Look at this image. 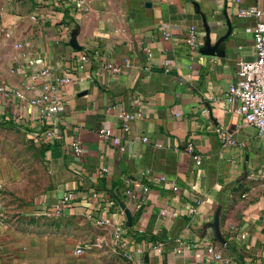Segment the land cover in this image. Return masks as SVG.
Returning <instances> with one entry per match:
<instances>
[{
  "label": "crops",
  "instance_id": "0c3cea01",
  "mask_svg": "<svg viewBox=\"0 0 264 264\" xmlns=\"http://www.w3.org/2000/svg\"><path fill=\"white\" fill-rule=\"evenodd\" d=\"M1 2V124L35 137L41 124L29 100L69 73L83 79L58 90L55 140H36L51 179L46 210L57 213L54 206L73 191L74 200L61 213L83 216L113 239L126 220L119 202L127 200L122 191L132 180L142 208H127L132 226L125 225L121 239L133 264H264V137L225 98L239 64L255 58L252 36L244 31L252 21L238 18L237 9L257 7L264 20V0ZM163 24L170 40L161 35ZM190 26L198 30L195 46L185 43ZM95 51L97 58L79 70L81 55ZM108 64L122 71L107 72ZM43 70L47 76H39ZM114 106L139 115L126 133ZM102 128L120 138L124 151L100 139ZM217 128L235 144L222 143ZM74 138L83 149L80 159L70 148ZM188 143L201 156L199 168ZM159 175L178 191L161 184ZM196 201L195 214L188 215ZM218 208L225 245L210 227ZM210 247L220 261L207 254Z\"/></svg>",
  "mask_w": 264,
  "mask_h": 264
},
{
  "label": "rangeland",
  "instance_id": "374dc122",
  "mask_svg": "<svg viewBox=\"0 0 264 264\" xmlns=\"http://www.w3.org/2000/svg\"><path fill=\"white\" fill-rule=\"evenodd\" d=\"M43 153L26 130L0 123V264H133L89 219L46 210Z\"/></svg>",
  "mask_w": 264,
  "mask_h": 264
},
{
  "label": "built area",
  "instance_id": "2783aa9c",
  "mask_svg": "<svg viewBox=\"0 0 264 264\" xmlns=\"http://www.w3.org/2000/svg\"><path fill=\"white\" fill-rule=\"evenodd\" d=\"M238 3L240 0H233ZM238 18L251 20L252 24L245 27L244 31L247 34H250L253 39V52L254 60L251 62H242L239 64L235 79L228 85L225 98L227 100H233L235 102V114L241 118L242 122L252 128L256 132L258 138L264 137V20L263 12L257 7H239L236 13ZM161 35L164 40H170L171 36L168 31L166 24L161 26ZM198 36V30L194 26L188 28V35L185 38V43L190 46H195ZM146 55L150 58L151 53L146 49ZM90 58H97V52H92V54L84 53L80 57L82 64L78 67L79 70L84 68L83 64L89 62ZM124 67H129L128 61H125ZM104 70L112 74H118L122 71L121 66L105 65ZM49 73L48 70H43L39 73V76H47ZM83 81L81 77H78L76 73H69L64 75L62 78L57 80L56 84L44 85L43 92L34 98H31L29 101L32 106L36 107L39 113V123L41 124L39 130L36 132L35 139L41 140L46 144H51L56 135L58 134L57 129V115L60 108V97L58 95L59 88L67 84H76ZM19 97L23 99V96L18 94ZM114 109H118L116 106ZM136 112H129L125 110L118 109L116 118L122 122L121 131L126 133L130 129V123L134 122L138 118ZM42 126V127H41ZM216 133L219 136V139L224 144L234 145L235 141L232 140L231 136L224 132L222 129L217 128ZM100 139L108 141L112 146L118 147L120 151H124V147L121 145L120 138L114 136L112 132L108 129L102 128L97 132ZM141 141L143 143L148 142L147 137H142ZM157 147L161 145L156 144ZM70 148L75 157L80 159L83 155V149L81 147L80 141L77 138H74L70 142ZM187 152L191 155L195 167H200L201 156L195 151V148L191 143L187 145ZM107 172L106 169L102 170ZM144 176H149L151 172L146 170L143 172ZM157 180L163 184L167 185L170 190L174 193L178 191V187L175 182L169 181L164 175H159ZM127 187L122 191L127 200L122 202V204L128 208L131 204L134 209L137 211L142 208L140 203H136L135 192L130 187L134 185V181L128 180ZM143 190H147V187L141 184ZM75 194L73 191H67L61 200L54 206L53 210L57 213L62 212L64 209L70 205L74 200ZM116 204L115 200H111L109 203L110 206ZM199 205V201L195 202V207L191 206L188 209V215L193 216L196 211V206ZM121 214L125 215L121 209ZM98 225L108 224V220H99L97 221ZM126 225V220L121 222L119 229L113 235V242L123 251L124 256L128 259H131V256L123 249L124 245L121 239V236L124 233ZM164 247L163 243L156 245L157 250H162ZM186 249H190V245H184ZM76 255H81L83 253V248L78 247L75 251ZM207 254L211 255L215 260L220 261L221 256L214 251V248L210 247L207 250Z\"/></svg>",
  "mask_w": 264,
  "mask_h": 264
},
{
  "label": "water",
  "instance_id": "95a60500",
  "mask_svg": "<svg viewBox=\"0 0 264 264\" xmlns=\"http://www.w3.org/2000/svg\"><path fill=\"white\" fill-rule=\"evenodd\" d=\"M71 45L78 49L75 41L71 42ZM120 208L123 210L125 217H126V226L130 228L132 226V216L130 211L121 203L119 202ZM221 208H218L214 214L213 222L210 224V227L212 228L214 232L215 238L223 245H225V240L222 238L219 230V215H220Z\"/></svg>",
  "mask_w": 264,
  "mask_h": 264
}]
</instances>
